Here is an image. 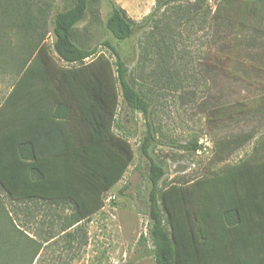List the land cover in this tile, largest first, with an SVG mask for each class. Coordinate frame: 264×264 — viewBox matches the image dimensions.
Segmentation results:
<instances>
[{"label":"trees","instance_id":"16d2710c","mask_svg":"<svg viewBox=\"0 0 264 264\" xmlns=\"http://www.w3.org/2000/svg\"><path fill=\"white\" fill-rule=\"evenodd\" d=\"M102 1L110 9L106 28L119 43L154 20L155 14L138 24L114 0H74L65 10L44 0H0V23L4 17L2 24L6 19L8 25L7 31L0 29V74L14 76L10 89L0 93V264H35L55 238H32L20 221L22 212L38 204L70 205L60 233L73 245L83 225L104 208L105 194L134 160L128 138L114 131L120 96L147 127L141 152L150 161L149 236L155 263L264 264V142L259 138L249 156L221 174L162 186L166 170L151 156L157 142L152 106L131 81L126 61L105 42L116 58L113 70L97 47L76 42L77 26ZM209 1L159 0L156 10L172 7L184 17L189 5L201 11ZM210 29L219 52L230 51L242 36L248 46L264 51V0H218ZM249 60L261 62L257 73L264 68V58ZM253 137L223 143L225 157L216 154L218 161ZM184 148L198 152L203 146L195 142Z\"/></svg>","mask_w":264,"mask_h":264},{"label":"rangeland","instance_id":"374dc122","mask_svg":"<svg viewBox=\"0 0 264 264\" xmlns=\"http://www.w3.org/2000/svg\"><path fill=\"white\" fill-rule=\"evenodd\" d=\"M44 1L58 10L74 2ZM114 1L138 24L153 14L154 20L138 29L129 41L119 43L106 28L110 9L102 1L77 26L76 42L85 48L97 47L113 70L116 58L105 42L116 46L126 61L131 81L152 106L157 142L151 156L166 170L162 186L186 185L221 174L226 166L249 156L259 138L264 142V108L258 109L264 100V68L257 73L254 68L261 62L249 60V56L263 60L264 51L248 46L242 36L230 51L219 52L220 45L213 44L210 29L218 0H210L201 11L191 4L184 17L172 7L157 12L159 0ZM3 20L0 29L7 31V20L2 24ZM53 40L49 35L48 44ZM13 79L10 72L0 74V93L10 89ZM213 110H219L214 121ZM146 129L143 116L122 104L120 96L114 131L128 138L134 160L121 181L105 194L104 208L83 225L73 245L60 233L72 213L70 205L38 204L30 213H21L20 221L32 238L44 242L46 236L55 237L35 264H156L149 236L150 161L141 152ZM249 134L254 137L248 144L218 161L216 154L225 157L223 143ZM195 142L203 149L194 152L184 148ZM5 204L11 208L6 198Z\"/></svg>","mask_w":264,"mask_h":264}]
</instances>
